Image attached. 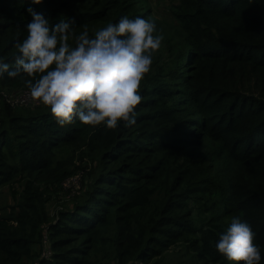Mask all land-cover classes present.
I'll use <instances>...</instances> for the list:
<instances>
[{
	"label": "trees",
	"instance_id": "obj_1",
	"mask_svg": "<svg viewBox=\"0 0 264 264\" xmlns=\"http://www.w3.org/2000/svg\"><path fill=\"white\" fill-rule=\"evenodd\" d=\"M149 7L0 0V56L17 55L29 8L79 34L152 20ZM172 15L180 37L153 53L133 126L61 127L23 78H0V187L16 199L0 210V264H244L216 248L233 217L264 257V0H179ZM68 180L79 187L51 214Z\"/></svg>",
	"mask_w": 264,
	"mask_h": 264
},
{
	"label": "clouds",
	"instance_id": "obj_2",
	"mask_svg": "<svg viewBox=\"0 0 264 264\" xmlns=\"http://www.w3.org/2000/svg\"><path fill=\"white\" fill-rule=\"evenodd\" d=\"M28 11L33 19L26 24V37L16 42L17 55L11 62L0 56V78H23L31 98L49 106L61 127L77 119L111 130L135 125L141 82L163 40L156 22L123 16L92 33L85 26L77 34L67 19L52 25L42 13ZM255 235L247 220L233 217L219 233L216 248L229 262L261 264Z\"/></svg>",
	"mask_w": 264,
	"mask_h": 264
},
{
	"label": "rangeland",
	"instance_id": "obj_3",
	"mask_svg": "<svg viewBox=\"0 0 264 264\" xmlns=\"http://www.w3.org/2000/svg\"><path fill=\"white\" fill-rule=\"evenodd\" d=\"M179 0H147V4L150 5L149 8H151L152 13H151V19L156 22L157 25V34H161L164 38V35H169L173 34L171 36H176L180 37V34H178V29L176 28L177 21H174V17L172 15V7L176 3H178ZM174 21V26L171 27L170 22ZM9 96V95H8ZM25 100L33 101L31 98L30 94H26L23 97ZM19 100L22 99V96L18 98ZM76 182L77 180L75 177L73 178ZM74 180H68L64 184V192L59 195L58 199H53L50 202H47V207L49 209V212L53 214L57 207L61 204V202L66 201L67 199L70 198L75 192V190L71 193L69 192V189L73 186L74 184L78 186L79 183H74ZM74 183V184H73ZM18 185H16V188ZM75 189V188H74ZM14 203H16L15 196L13 194V189L10 186H1L0 187V210L3 207H8L12 206ZM3 210L0 212L2 213ZM48 245V243H47ZM114 264V262L112 263Z\"/></svg>",
	"mask_w": 264,
	"mask_h": 264
},
{
	"label": "built area",
	"instance_id": "obj_4",
	"mask_svg": "<svg viewBox=\"0 0 264 264\" xmlns=\"http://www.w3.org/2000/svg\"><path fill=\"white\" fill-rule=\"evenodd\" d=\"M23 97H24V95H23Z\"/></svg>",
	"mask_w": 264,
	"mask_h": 264
}]
</instances>
